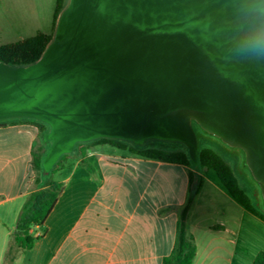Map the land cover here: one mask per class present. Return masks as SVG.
Listing matches in <instances>:
<instances>
[{"label":"water","instance_id":"95a60500","mask_svg":"<svg viewBox=\"0 0 264 264\" xmlns=\"http://www.w3.org/2000/svg\"><path fill=\"white\" fill-rule=\"evenodd\" d=\"M257 0H68L34 63L0 62V122L50 127L42 168L106 138L182 144L195 126L239 151L264 214V59L242 50Z\"/></svg>","mask_w":264,"mask_h":264},{"label":"crops","instance_id":"0c3cea01","mask_svg":"<svg viewBox=\"0 0 264 264\" xmlns=\"http://www.w3.org/2000/svg\"><path fill=\"white\" fill-rule=\"evenodd\" d=\"M41 7V0H0V47L49 34L42 30ZM40 137L30 121L0 125V264L19 213L37 189L32 151L44 148ZM59 168L60 178L51 181L63 190L44 224L32 227L34 246L14 264H163L175 253L187 206L193 264H253L264 253V218L238 204L211 169L111 145L90 146L83 158ZM190 172L202 179L191 202Z\"/></svg>","mask_w":264,"mask_h":264},{"label":"trees","instance_id":"16d2710c","mask_svg":"<svg viewBox=\"0 0 264 264\" xmlns=\"http://www.w3.org/2000/svg\"><path fill=\"white\" fill-rule=\"evenodd\" d=\"M67 1L68 0H56L52 31H54L57 19L62 10L65 8ZM51 39V37L48 38L45 34L38 33L31 38L1 46L0 62H5L13 66L32 64L39 59ZM16 121H30L35 123L40 129V139L44 148H42L39 153L37 152V149L33 148L32 165L33 168L40 174V177L36 180L37 189L31 192L19 213L16 229L11 234L5 251L3 264H14L18 256L23 251L29 250L34 246L36 238L31 234L32 227L42 226L44 224L63 190V184L51 181L50 177L66 155L62 156L51 172L46 173L42 168V159L50 149V143L44 142L43 138L50 130V127L45 123L29 119L3 121L0 122V125ZM195 129L198 133L201 132L198 126H195ZM92 142L99 145H111L123 150L129 149L132 153L147 159L185 165L192 167L195 170L211 169L217 174L219 181L238 204L253 213L260 214L264 218L263 212L254 207L249 196L243 189L240 188L238 180L232 172L230 166L216 152L208 148H202L200 141L198 150V166H195L192 163L188 151L167 150L165 148H158L154 146L135 147L129 146L126 142L106 138L98 139ZM78 145L80 144H77V146ZM36 158L38 159L36 160ZM82 165L85 166L89 172H93L92 166L87 162H82ZM43 175L48 177L44 181L42 179ZM189 176L191 185V202L193 197L198 194L201 189L202 179L197 177L193 172H190ZM187 211L188 206L185 207L182 213L181 233L175 253L172 257L165 258L163 264H193L196 254V246L186 236L185 221ZM253 264H264V253L259 254Z\"/></svg>","mask_w":264,"mask_h":264},{"label":"rangeland","instance_id":"374dc122","mask_svg":"<svg viewBox=\"0 0 264 264\" xmlns=\"http://www.w3.org/2000/svg\"><path fill=\"white\" fill-rule=\"evenodd\" d=\"M68 2V1H67ZM44 4V5H43ZM41 10H42V30L43 32H48V38L53 37L54 31H52V26L54 22V11L56 8V0H41ZM55 30V29H54ZM48 133V132H47ZM198 138L201 143L202 148H208L214 152H216L222 159L230 166L232 172L236 176L239 186L241 189L245 191V193L251 199L254 207L262 211L261 209V201L259 197V190L256 184L250 178L248 172L242 166V155L239 151L232 150L222 144L220 141L215 138L209 137L204 133L199 132ZM125 142V141H122ZM129 146H133L132 144L126 142ZM80 145L76 146L75 150L66 155V157L61 160V163L57 166L55 172L51 175V179L58 180L60 178L59 167L63 164L67 159H80L83 158L86 154V149L90 146L99 145L96 143L87 142V143H79ZM146 146H154L158 148H165L167 150H182L187 151V149L179 143L172 142H164L159 140H150L147 142ZM145 147V146H144ZM38 158H36L37 160ZM82 162H86L85 159ZM211 173H215L213 170H210ZM48 177L43 175V180H46Z\"/></svg>","mask_w":264,"mask_h":264},{"label":"clouds","instance_id":"9594fccd","mask_svg":"<svg viewBox=\"0 0 264 264\" xmlns=\"http://www.w3.org/2000/svg\"><path fill=\"white\" fill-rule=\"evenodd\" d=\"M257 2L264 4V0H257ZM257 11H259V14L264 15V11ZM242 50L245 54L254 58L264 59V29H261L258 25H253L243 40Z\"/></svg>","mask_w":264,"mask_h":264}]
</instances>
